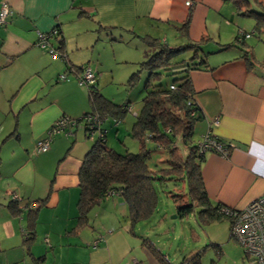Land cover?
Instances as JSON below:
<instances>
[{
	"label": "crops",
	"instance_id": "1",
	"mask_svg": "<svg viewBox=\"0 0 264 264\" xmlns=\"http://www.w3.org/2000/svg\"><path fill=\"white\" fill-rule=\"evenodd\" d=\"M5 4L13 15L0 27V255L6 252L4 259L13 264H22L26 256L35 264H139L132 257L134 234L122 197L106 198L95 214V209L90 213L89 226L75 230L78 175L94 141L85 144L81 129L74 127L54 136L46 154H35V148L62 116L80 117L90 110L89 99L87 105L81 104L85 99L81 93L88 98L87 90L78 86L67 64L89 66L99 74L102 58L97 46L115 47L123 41L139 43L144 60L143 38L161 37L168 44L171 30L173 42L183 45L186 38L172 25L182 24L190 10L193 19L187 39L209 37L214 51L208 58L210 70L191 73L195 99L205 116L196 129L197 142L210 132L231 146L228 157L206 154L202 175L207 193L216 205L234 210L264 195V56L250 43L254 56L250 70L237 48L217 50L219 44L234 43L239 31L252 32L253 19L240 16L222 0H0V9ZM59 27L66 41V60L52 54L58 41L50 34ZM41 36L47 39L42 42ZM64 74L69 80L60 81ZM124 120L118 127L114 120L105 123L108 137L122 143L119 127L133 121L128 116ZM13 200L23 211L16 217L8 209ZM38 204L43 205L37 211L35 239L28 252L24 246L28 213Z\"/></svg>",
	"mask_w": 264,
	"mask_h": 264
},
{
	"label": "trees",
	"instance_id": "2",
	"mask_svg": "<svg viewBox=\"0 0 264 264\" xmlns=\"http://www.w3.org/2000/svg\"><path fill=\"white\" fill-rule=\"evenodd\" d=\"M222 1L231 3L240 16L253 19L254 27L252 32L245 30H242L243 34L238 32L234 43L219 44L221 48L217 50L237 48L251 70L254 67V56L251 54L252 46L248 40L264 34V0ZM192 19L193 10H190L182 24L172 25L186 38L187 42L183 45L170 46L158 38L150 36L143 38L149 50L145 53V60L138 64V71L134 72L129 80L130 84L134 85L141 71L149 72L144 87L142 108L136 113L135 121H132L130 133L132 139L139 145L138 153L130 152L128 147L124 148L125 152H120L108 146L109 130L105 123L114 120L117 125L115 127H118L119 123L125 122L126 114L133 112V109L128 104L121 106L107 99L98 86L96 72L94 83L82 86L87 90L90 110L79 119L61 117L74 122V127L85 123L86 136L88 138L96 136L93 146L83 159L78 175L80 197L77 203L78 217L75 230L89 226L90 213L106 198L120 196L128 208L127 221L133 233L137 223L150 220L156 213L159 199L156 184L159 181L162 184L166 181L182 183L181 191L171 195L177 205L179 217L194 215L200 225L228 219L232 227V218L226 213L229 208L216 205L212 201L202 175L206 154H221L207 143L196 142L194 139L197 126L205 120V116L195 99L196 91L191 73L210 70L208 58L214 51H210L212 39L209 37H202L199 41L187 39ZM247 34L250 38L245 37ZM50 36L58 41V48L55 49L57 56L66 60V41L61 27L51 32ZM187 55H190L188 59L184 57ZM67 66L75 73L76 78L90 68L69 64ZM261 66L264 67V60ZM165 78L170 80L167 81ZM53 128L54 125L48 130V134ZM209 138L222 144L229 155L231 150L229 144L212 135ZM152 147L155 150L151 149ZM154 151L166 155V160L161 162L165 165L163 168L152 164ZM42 205L38 204L28 213V225L24 234V246L28 252L35 239L37 211ZM19 206L17 200L8 205L12 216L21 215L23 211ZM146 241L144 239L142 245L161 264H170L161 252L153 245H147ZM180 264H201L200 255L186 258Z\"/></svg>",
	"mask_w": 264,
	"mask_h": 264
},
{
	"label": "rangeland",
	"instance_id": "3",
	"mask_svg": "<svg viewBox=\"0 0 264 264\" xmlns=\"http://www.w3.org/2000/svg\"><path fill=\"white\" fill-rule=\"evenodd\" d=\"M246 20L249 21V19ZM170 32L172 34L173 31L171 30ZM171 34L169 36L170 41L168 45L179 46L180 44H175V42H173L174 35ZM158 39L161 40V37ZM249 43H255L258 46V50L262 51L261 55L264 56V34L252 37ZM143 44L141 45V49L144 50V53H147L149 48L145 43ZM114 46L115 47H112L109 44H100L97 46V49H100L99 51L102 58L100 71L99 74H97L98 86L101 93L113 103L121 106L125 104L131 106L133 112L127 113L126 116H128L129 120L135 121L136 113H139L142 108V101L145 97L144 87L149 72L145 70L141 71L139 73V78L135 81L134 85H131L129 80L132 74L138 71V64L145 60L141 59L139 56V43L133 42L131 44V42L123 41V43ZM152 51L151 49V52ZM189 56L190 55L184 57L188 59ZM71 76L77 82L76 76ZM165 80L168 81L170 78H165ZM79 87L81 88L82 86ZM81 95H83V99L85 98L83 102L81 101L82 106L87 105V94L83 92ZM72 103V100H70L69 105ZM88 108L89 105L84 111ZM80 117H74L73 119H79ZM84 124L85 123L82 122L79 125V130L81 129V139L85 144L90 145L96 136L88 138L83 131ZM132 125L133 124L130 126L129 124V126H126V124H122L121 127H119V131L124 133L120 138L122 143L111 135L108 137V146L111 148L114 146L118 149L120 147L122 149L128 147L130 152L138 153L139 145L130 136ZM123 130H127V132ZM199 137L200 134L196 131L194 138L196 142ZM151 149L155 150L153 147ZM123 151L125 152V150ZM3 153L6 155L5 150H3ZM152 156V164H154V166L158 165L160 168L165 166L161 164L162 161L166 160L165 154L154 151ZM156 185L159 197L157 211L150 220L137 223L133 228L134 235L130 238L134 247V254H132V257H136L139 264H161L156 257L142 245L144 239L147 240V245H153L157 251L161 252L170 264H180L184 259L190 258L196 254L200 255L201 264H257L245 255L241 245L232 236L231 223L228 219L200 225L194 215H189L184 218L178 216L177 205L171 195L181 191L182 183L177 181H166L162 184L159 181ZM98 210L99 209H95L93 214ZM5 254L6 252H3L0 255L2 256L1 258H3L2 264H10L11 261L3 257ZM26 259L27 260L22 262V264H35L29 257L26 256ZM19 264H21V262Z\"/></svg>",
	"mask_w": 264,
	"mask_h": 264
},
{
	"label": "built area",
	"instance_id": "4",
	"mask_svg": "<svg viewBox=\"0 0 264 264\" xmlns=\"http://www.w3.org/2000/svg\"><path fill=\"white\" fill-rule=\"evenodd\" d=\"M188 6H191V2H187ZM13 15L12 9L7 5H3L0 9V27L7 24V20ZM243 34V31H239ZM42 42L47 37L41 36ZM246 38H250V35H246ZM41 42V44H42ZM43 46L45 44L43 43ZM52 54L57 55L55 50H52ZM95 73L90 68L84 70V72L77 78L80 86H86L92 84L95 81ZM61 81H67L66 75L60 76ZM173 89V87H172ZM213 125L217 126L218 120L212 122ZM75 124L68 118H60L55 124L53 130L48 134L47 138L38 142L35 148V154L41 155L46 154L50 150L51 141L54 136L65 132L69 128H74ZM209 132L202 142L207 143L208 146L214 148L222 156L228 155L227 150L222 144L215 141H211ZM226 213L230 214L232 218L231 233L234 239L241 245L245 255L255 261L257 264H264V195L254 200L246 208L242 210L227 209ZM98 245V241L95 242V246Z\"/></svg>",
	"mask_w": 264,
	"mask_h": 264
}]
</instances>
